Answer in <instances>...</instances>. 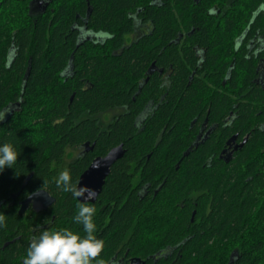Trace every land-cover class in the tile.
<instances>
[{
	"label": "trees",
	"instance_id": "16d2710c",
	"mask_svg": "<svg viewBox=\"0 0 264 264\" xmlns=\"http://www.w3.org/2000/svg\"><path fill=\"white\" fill-rule=\"evenodd\" d=\"M30 2L0 0V109L12 101L21 104L12 123L0 128V143L11 142L20 151L14 168L0 172V198L45 189L57 202L47 212L30 210L23 217L18 207L3 205L0 264H22L16 260L26 257L31 228L37 225L48 223L51 229L67 228L83 235V225L73 219L78 205L94 208L95 235L104 244L91 264H105L118 251H129L144 264H264V132L256 130L246 149L226 167L207 168L203 159L211 146L184 157L185 119L181 118L196 113V102L194 89L187 87L182 57L193 66L195 61L192 47L180 54L174 45L182 25L188 32L194 27L191 41L205 46L215 65L203 22L215 18L210 9L231 3L233 18L251 19L264 0H163L160 7L154 0H51L52 7L37 21L29 14ZM88 4L92 12L87 27L114 35L104 46L79 43L78 28L85 25ZM137 7L154 21L153 37L132 46L120 60L100 56L98 51L121 45L122 35L132 30L129 13ZM259 13L264 20V10ZM71 56L74 75L66 80L60 74ZM150 61L173 65L177 77L171 103L142 133L134 127L133 117H124L103 134L95 122H77L85 111L95 114L115 104H131L129 74L139 76ZM243 68L246 75L242 78L234 72L233 82L251 83V65ZM222 75L224 70L212 79L218 82ZM87 82L91 88L85 87ZM150 87L149 92H157L154 77ZM251 97L258 101L264 92L257 88ZM230 105L227 99L215 97L209 108L221 116ZM257 112L242 106L237 123L244 126ZM258 120H264V112ZM86 140L96 142V151L71 168V190L65 191L53 176V162L60 163L68 147ZM122 144L125 156L115 165L96 203H81L77 198L80 174L94 157ZM181 159V164L189 166L177 170ZM131 162L139 165L138 172L142 170L143 184L151 185L144 198L138 195L140 187L134 190L123 173L125 163ZM242 164L247 166L241 168ZM198 191L202 194L195 201Z\"/></svg>",
	"mask_w": 264,
	"mask_h": 264
},
{
	"label": "flooded vegetation",
	"instance_id": "af4514ba",
	"mask_svg": "<svg viewBox=\"0 0 264 264\" xmlns=\"http://www.w3.org/2000/svg\"><path fill=\"white\" fill-rule=\"evenodd\" d=\"M194 1L197 2L199 0ZM153 3L160 7L163 4V0H154ZM50 4L51 0H32L29 4V14L37 21L38 18L48 13V9L52 7ZM232 8L233 5H231V3H226L224 6L220 7L213 6L210 9V14L215 16V18L203 20V22L207 24L206 31L211 38L210 47L211 52L216 58L215 65L209 61L207 55L208 49L205 46L194 44L193 41H191V36L197 30L196 28L193 27L191 32H188L182 25L178 31L177 37L174 39V45L180 54H182L183 50L192 47L195 61V65L193 66L189 62H186L184 55L182 57L187 72V87H192L194 89V99L196 102V113L183 115L184 117L182 116L181 118L182 120L185 119L181 132L183 140L181 141L183 142L182 155L187 157L193 152L197 153L202 147L211 146L212 150L210 154L203 159L206 161L208 169L215 168L217 165L226 167L234 163L237 156L249 145L256 130L264 132V120L257 121L260 114L264 112V97L260 98L258 101H255V99L251 97L257 88L264 92V20L258 18L260 15L259 12L264 10V5L262 4L259 7L258 12H256L251 19L233 18ZM91 12V6L88 4L85 25L78 28L80 29L79 43L82 44L83 42L91 41L93 44L104 46L114 35L106 31H95L88 28L87 24ZM223 16H227L228 18H223ZM129 18L131 20L132 30L122 35L121 45L116 49L98 51L97 53H99L100 56L104 58L112 57L115 60H120L124 54H129L130 51L128 50L132 46L139 45L144 39L153 37L155 31L154 21L147 18L144 8L137 7L135 12L129 13ZM178 23L182 24L184 22L179 20ZM13 52L14 51H12V53ZM72 63L73 56L69 58L65 69L61 71L60 75L66 77V80L73 79L71 75L73 74L75 66ZM248 64L251 65L254 71L251 83L233 82L232 77L234 72H236V74H241L243 78L246 75L245 68L243 67L248 66ZM223 70L224 75L218 79V82H215L212 77L214 78L215 75ZM175 71L174 66L171 64H166L165 62L160 66L157 65L156 62L150 61L140 69L139 76L129 74L131 104H115L106 109L99 110L95 114L85 111L77 122H95L98 132L103 134L110 131L112 126L124 117H133L134 127L139 133H142L157 113L160 112L161 109H165V107L171 103L170 96L177 77ZM153 77L158 81L156 93L149 92L151 89L150 82ZM85 87L91 88L92 85L90 82H87ZM215 97L227 99L230 102L231 105L226 114L216 116L212 113L209 107L211 106V101ZM11 103L12 104L9 106H3L0 109V128L2 129L6 125L12 123L13 115H16L17 111L20 109L21 104L18 101H12ZM242 106H252L258 111L247 120L244 126L237 123L242 118L240 115V108ZM203 107H205V110L201 112L200 109ZM247 128H249L250 131L245 130ZM114 148L109 150L106 154H99L94 157L90 165L80 174L78 184L81 176L90 168L93 162L98 158H105ZM123 150L124 154L122 158L126 153L124 146ZM95 151L96 142L91 140H86L78 146L68 147L62 161L60 163L53 162L51 171L54 173L53 176L55 180H57L60 172L64 170L69 172L76 162L87 158L90 154H94ZM263 152L261 153L263 154ZM118 161L110 167V171L104 179L102 190L95 201H89L87 203H96L107 181L113 176L114 167ZM181 163L182 159L177 164V170L188 168L189 165ZM247 164H242L241 168L246 167ZM138 167L139 165L133 162L125 163L123 173L130 177L131 186L134 190L140 187L138 189V195L144 198L150 193L151 185L143 184V180L140 176L142 170L138 172ZM30 178L31 176L29 175L23 186H27ZM38 191L40 190L24 196L22 192L13 193L10 198L5 200L0 198V209L5 203H8L9 207H18V215L22 217L29 213L30 210L36 214L47 212L56 204L57 199L45 190L49 193L50 197L55 199L52 205L41 211H36L34 203L31 201L25 211L20 214L23 202ZM201 194L202 192L199 191L194 193L195 201ZM52 219H55V215H53ZM199 222L200 220H198L197 224H199ZM31 229L30 243L40 232L45 230L54 231L48 223L37 225ZM15 239L12 240V242H14ZM5 245H7V243ZM164 249L166 248L164 247ZM25 258L26 257L23 256L17 259L16 262L24 264ZM105 264H144V261L137 259L136 256L129 253V251L125 253L118 251Z\"/></svg>",
	"mask_w": 264,
	"mask_h": 264
},
{
	"label": "clouds",
	"instance_id": "9594fccd",
	"mask_svg": "<svg viewBox=\"0 0 264 264\" xmlns=\"http://www.w3.org/2000/svg\"><path fill=\"white\" fill-rule=\"evenodd\" d=\"M19 154L17 145L11 142L0 143V172L6 167L14 168ZM56 183L62 185L65 191L71 190L69 172H60ZM87 191L90 198L92 190ZM93 214V207L78 205L73 219L83 225V235L67 228L40 232L32 239L24 264H91L104 246L103 241L95 235ZM3 220L4 216L0 214V224Z\"/></svg>",
	"mask_w": 264,
	"mask_h": 264
},
{
	"label": "water",
	"instance_id": "95a60500",
	"mask_svg": "<svg viewBox=\"0 0 264 264\" xmlns=\"http://www.w3.org/2000/svg\"><path fill=\"white\" fill-rule=\"evenodd\" d=\"M123 154V145H121L117 148H114L105 158H98L93 162L90 168L81 176L77 186V197L81 203L95 201L102 190L104 179L108 175L110 167L116 161L122 158ZM89 189L92 190L90 198L87 191ZM31 201L34 203L35 210L41 211L52 205L55 202V199L50 197L49 193L45 190H40L23 202L20 214L25 211Z\"/></svg>",
	"mask_w": 264,
	"mask_h": 264
}]
</instances>
